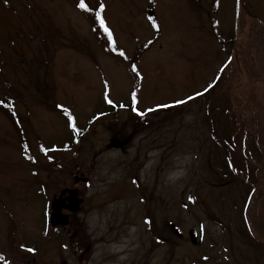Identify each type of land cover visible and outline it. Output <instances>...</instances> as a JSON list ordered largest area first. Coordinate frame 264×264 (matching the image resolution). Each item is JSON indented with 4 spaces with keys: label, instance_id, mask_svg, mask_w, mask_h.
Listing matches in <instances>:
<instances>
[{
    "label": "rangeland",
    "instance_id": "1",
    "mask_svg": "<svg viewBox=\"0 0 264 264\" xmlns=\"http://www.w3.org/2000/svg\"><path fill=\"white\" fill-rule=\"evenodd\" d=\"M84 2L0 0V264H264V28L238 0Z\"/></svg>",
    "mask_w": 264,
    "mask_h": 264
},
{
    "label": "trees",
    "instance_id": "2",
    "mask_svg": "<svg viewBox=\"0 0 264 264\" xmlns=\"http://www.w3.org/2000/svg\"><path fill=\"white\" fill-rule=\"evenodd\" d=\"M238 1L241 4V9H240V11L238 10V13H236V15H235L236 16V26H237L238 22H240L241 23V26H243V23L245 21V16L247 15V19H246L247 23H250V22L256 23L257 22L259 24V26H262L264 28V22L261 21L260 18L257 17L253 13L252 9L247 5V2L245 0H238ZM263 3H264V0H263ZM239 33H241V31H239L238 34ZM236 38H237V31L236 32L235 31H232L231 32L230 39L226 42L227 44H230V46H229V48H230V54H229V56L231 57V59H232V57H234V52H238L239 53L240 52V48L242 47L241 44H238L237 46L239 47V49H236L235 48L236 47V43H235ZM220 40L222 41V39H220ZM259 46H260V43L259 42H255L252 39V40H249L247 42L245 48H242V51L245 49L246 52H247V54H248L249 59L252 60L253 57H254V53L257 51L256 50V47H259ZM261 46H262L263 51H264V42L261 44ZM231 59H230V61H231ZM69 120L72 121V119H70V118H69ZM75 134L78 135V133H75ZM74 136L75 135H73L72 138H74ZM254 190H255L254 187H252L250 189V191H251V196L250 197H252V198H253Z\"/></svg>",
    "mask_w": 264,
    "mask_h": 264
},
{
    "label": "snow or ice",
    "instance_id": "3",
    "mask_svg": "<svg viewBox=\"0 0 264 264\" xmlns=\"http://www.w3.org/2000/svg\"><path fill=\"white\" fill-rule=\"evenodd\" d=\"M5 2H7V0H5ZM78 7L81 9H85L86 11H92V9H89L87 4L84 2V0H79V4ZM105 5L101 2L99 4V9L102 11L104 9ZM101 11H96L95 12V20L99 23V26L101 28H103L104 32L107 33L108 35V39L109 41H111L112 47L115 50V40L113 38V34L112 31L109 29V27L106 24V21L104 19V17L101 15ZM149 20H152L153 22V27H158V25H156L155 21L153 20V18L150 16ZM120 51V55L123 57L125 54L123 52V50H119ZM132 71L134 73H137V75H139L138 70H137V66L135 64L131 65ZM215 83V81L212 82V84H209V88H211L213 86V84ZM205 91H207V89H205ZM202 93H194L193 96H189L186 97V100H192L195 96H199ZM107 98V97H106ZM131 100L133 104L138 103V99H137V94L133 91L131 94ZM0 103H3V101H0ZM108 103L112 104L113 101L111 99H108ZM185 103L184 100H175L173 101V104H183ZM169 105H157V107H168ZM133 111H136L139 115L143 116L144 112L140 111L138 108H133ZM149 111H151V109H149ZM69 127L75 129L76 125L75 123H73L71 120L69 121ZM27 147V146H25ZM231 166V165H230ZM189 199H194V197H189ZM0 259H3L2 256H0Z\"/></svg>",
    "mask_w": 264,
    "mask_h": 264
},
{
    "label": "water",
    "instance_id": "4",
    "mask_svg": "<svg viewBox=\"0 0 264 264\" xmlns=\"http://www.w3.org/2000/svg\"><path fill=\"white\" fill-rule=\"evenodd\" d=\"M246 2H248V0H245ZM259 1V5L261 7L262 10H264V3H263V0H257ZM252 7V11L253 13L260 18L261 21L264 22V17L262 15H260L254 8H253V4L250 2L249 3ZM55 203V202H54ZM49 220L52 224H56V223H62V222H65L66 223V220H65V215L64 214H61L60 213V210L57 208L55 209L54 206H53V209L51 210L50 212V215H49Z\"/></svg>",
    "mask_w": 264,
    "mask_h": 264
},
{
    "label": "bare ground",
    "instance_id": "5",
    "mask_svg": "<svg viewBox=\"0 0 264 264\" xmlns=\"http://www.w3.org/2000/svg\"><path fill=\"white\" fill-rule=\"evenodd\" d=\"M251 3L253 4V8L264 17V10L261 9L260 5H259V1L257 0H250Z\"/></svg>",
    "mask_w": 264,
    "mask_h": 264
}]
</instances>
